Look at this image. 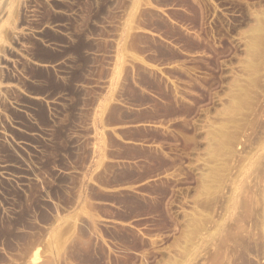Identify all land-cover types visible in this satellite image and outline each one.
<instances>
[{"label":"rangeland","instance_id":"rangeland-1","mask_svg":"<svg viewBox=\"0 0 264 264\" xmlns=\"http://www.w3.org/2000/svg\"><path fill=\"white\" fill-rule=\"evenodd\" d=\"M0 264H264V0H0Z\"/></svg>","mask_w":264,"mask_h":264},{"label":"trees","instance_id":"trees-1","mask_svg":"<svg viewBox=\"0 0 264 264\" xmlns=\"http://www.w3.org/2000/svg\"><path fill=\"white\" fill-rule=\"evenodd\" d=\"M36 70H37V71H36L37 73H38V72H42L41 69H36ZM55 86H56V84L53 82L52 87L54 88Z\"/></svg>","mask_w":264,"mask_h":264}]
</instances>
